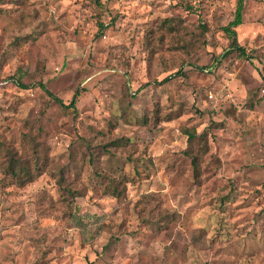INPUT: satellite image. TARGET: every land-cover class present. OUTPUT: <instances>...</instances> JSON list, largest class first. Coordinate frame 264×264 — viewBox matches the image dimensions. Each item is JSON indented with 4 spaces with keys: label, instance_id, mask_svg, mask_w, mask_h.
Listing matches in <instances>:
<instances>
[{
    "label": "rangeland",
    "instance_id": "obj_1",
    "mask_svg": "<svg viewBox=\"0 0 264 264\" xmlns=\"http://www.w3.org/2000/svg\"><path fill=\"white\" fill-rule=\"evenodd\" d=\"M243 1L245 54L239 0H0V264H264Z\"/></svg>",
    "mask_w": 264,
    "mask_h": 264
},
{
    "label": "trees",
    "instance_id": "obj_2",
    "mask_svg": "<svg viewBox=\"0 0 264 264\" xmlns=\"http://www.w3.org/2000/svg\"><path fill=\"white\" fill-rule=\"evenodd\" d=\"M243 7H244V1L243 0H239V5H238L237 11H236L235 18L232 21H230L229 24H227L225 26V29L232 37L231 48L238 49L240 51V53L245 54L246 53V48L239 43L238 37H237V30L235 28V26H237V25H239L240 23L243 22ZM40 84L48 91V93L55 100L59 101L64 106H71V107H74V109H77L76 100H77L78 92H76L73 95V97H72V99H71V101L69 103H66L62 99V97H60L57 94H55L51 89H49L46 86L45 83L40 82ZM191 136H193L192 133L190 134V137Z\"/></svg>",
    "mask_w": 264,
    "mask_h": 264
}]
</instances>
